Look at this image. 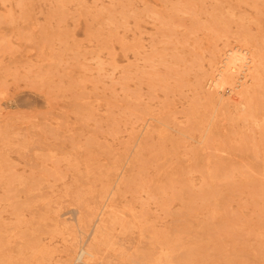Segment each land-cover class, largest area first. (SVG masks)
Instances as JSON below:
<instances>
[{
    "label": "rangeland",
    "instance_id": "374dc122",
    "mask_svg": "<svg viewBox=\"0 0 264 264\" xmlns=\"http://www.w3.org/2000/svg\"><path fill=\"white\" fill-rule=\"evenodd\" d=\"M263 55L264 0H0V264H264Z\"/></svg>",
    "mask_w": 264,
    "mask_h": 264
},
{
    "label": "bare ground",
    "instance_id": "6f19581e",
    "mask_svg": "<svg viewBox=\"0 0 264 264\" xmlns=\"http://www.w3.org/2000/svg\"><path fill=\"white\" fill-rule=\"evenodd\" d=\"M27 17H28V16H27ZM240 32H241V34L243 35L244 33H242V32H245V31L242 30V31H240ZM241 34H240V36H241ZM245 34H246V33H245ZM247 35H248V34H247ZM247 35H246V36L244 35V36L247 37ZM248 36H250V35H248ZM236 38L238 39L237 36H236ZM241 38H242V37H241ZM249 38H251V37H249ZM237 39H236V40H237ZM238 40H239V39H238ZM243 40H245V39H243ZM240 41H241V40H240ZM240 41H239V42H240ZM247 41H250V39H249V40L247 39ZM251 41H253V38L251 39ZM251 41H250V42H251ZM244 42H246V41H244ZM133 43H134V42H133ZM241 43H242V41H241ZM251 43H253V42H251ZM251 43H250V44H251ZM248 44H249V43H247V45H248ZM243 45H244V43H243ZM244 46H245V45H244ZM250 46H251V45H250ZM122 47H123V46H122ZM139 47H140V46H138V47H136V48L139 49ZM246 47L248 48V46H246ZM237 48H238V47H237ZM239 49H240V48H239ZM239 49H238V50H239ZM248 49H249V48H248ZM256 49H257V48H256ZM124 50H125V49H124ZM234 50H235V49L233 48L232 51H234ZM241 50H242V49H241ZM243 50H244V49H243ZM245 50H246V49H245ZM229 51L231 52V50H229ZM252 51H254V50H251V52H250V51H249V52L252 54ZM136 52L139 53L140 51L136 50ZM215 52H216V51H215ZM227 52H228V51H227ZM235 52H236V51H235ZM247 52H248V51H247ZM249 52H248V54H249ZM257 52H258V51H257ZM237 53L239 54V53H241V52L238 51ZM237 53H236V57H235V58L238 57V54H237ZM242 53H244V52H242ZM245 53H246V52H245ZM213 54H214V53H213ZM233 54H234V52H233ZM255 54H256V53H255ZM258 54H259V53H258ZM231 55H232V54H231ZM231 55H227V53H226V56H229V57H227V58L225 59V66H223V67L221 66L222 69H221V71H219L220 73H219L218 77L216 78V81L214 82V85L217 84V83H219V84L221 83L220 86H222V84H224V82H226V80H228V79L230 78L229 80H232L231 83H232V84L234 83L233 85L235 86L236 83H235L234 81H236V79H235L234 76H237V75L234 74V73H235L234 70L237 69L238 64H236L237 62L235 61V58H234L233 56H231ZM234 55H235V54H234ZM240 55H241V54H240ZM245 55L247 56V54H245ZM259 55H260V54H259ZM211 56H213V55H211ZM216 56H217V55H216ZM243 56H244V55H243ZM243 56H242L241 59H243V58L245 57L244 60L246 61V56H244V57H243ZM249 56H250V55H249ZM254 56H255V55H254ZM261 56H262V54H261ZM261 56H260V57H261ZM263 56H264V55H263ZM239 57H241V56H239ZM239 57H238V58H239ZM251 57H252V56H250V58H251ZM255 57H256V56H255ZM257 57L259 58L258 55H257ZM215 58H216V57L213 56V60H214ZM223 58H225V57H223ZM250 58H249V59H250ZM247 59H248V56H247ZM249 59H248V60H249ZM256 59H257V58H256ZM260 59H262V61L264 60L263 57L260 58ZM210 60H211V59H210ZM239 60H240V59H239ZM245 61H243V63H244ZM256 61H257V60H256ZM260 61H261V60H260ZM260 61H259V62H260ZM113 62H114V61H113ZM127 62H128V61H127ZM209 62H210V61H209ZM221 62H222V61H221ZM238 62H239V61H238ZM253 62L255 63V61H253ZM211 63H212V61H211ZM239 63H240V62H239ZM243 63H241V64H243ZM257 63H258V61H257ZM257 63H256V64H257ZM260 63L264 66V62H260ZM212 64H213V63H212ZM241 64H239V67H240ZM244 64L246 65V63H244ZM258 64H259V63H258ZM261 64H259V65H261ZM209 65H210V63H209ZM236 65H237V67L234 69V67H235ZM262 65H261V66H262ZM226 66H227V68H226ZM242 66H243V65H242ZM242 66H241V67H242ZM247 66H250V69H251V67H252V66L250 65V63H249V65H247ZM257 66H258V65H257ZM210 67H211V66H210ZM253 67H254L255 71H257V69L255 68V65H254ZM217 68H218V67H217ZM219 68H220V67H219ZM246 68H247V67H246ZM257 68L259 69V68H261V67L258 66ZM238 69H239V68H238ZM263 69H264V68H263ZM263 69H262V70H263ZM240 70H241V69H240ZM262 70H261V71H262ZM245 71H246V70H245ZM245 71H244V73H249V72H247L248 70H247L246 72H245ZM251 71H252V70H251ZM233 72H234V73H233ZM237 72H238V71H237ZM263 72H264V71H263ZM202 73H203V72H202ZM242 73H243V72H242ZM242 73H240V74H242ZM253 73H254V70H253ZM256 73H257V75H258V72H256ZM259 73H260V72H259ZM204 74H205V73H204ZM216 74H218V72H217ZM233 74H234V75H233ZM249 74H250V73H249ZM260 74H262V72H261ZM202 75H203V74H202ZM206 75H207V74H206ZM244 75H245V74H244ZM255 75H256V74L252 75V76H253L252 78L256 79V80H253V83H254V81L257 83V81H258L257 79H259V77H260L259 75H258L259 77H254ZM257 75H256V76H257ZM262 75H263V74H262ZM200 76H201V75H200ZM200 76H199V77H200ZM203 76H205V75H203ZM203 76H202V77H203ZM214 76H215V75H214ZM216 76H217V75H216ZM232 76H233V79H232ZM199 77H197V78H199ZM205 77H206V76H205ZM239 77H241V76H239ZM239 77H238V80H239ZM246 77H247V76H246ZM248 77H249V76H248ZM210 78H211V77H210ZM250 78H251V77H250ZM261 78H262V77H261ZM202 79H203V78H202ZM234 79H235V80H234ZM199 80L201 81L200 78H199ZM210 80H211V79H210ZM210 80H209V81H210ZM233 80H234V81H233ZM238 80H237V81H238ZM242 80H244V78H243ZM242 80H241V81H242ZM247 80H248V79H247ZM260 80H261V79H260ZM204 81H205V80H204ZM237 81H236V82H237ZM261 81H262V80H261ZM261 81H260V82H261ZM197 82H199V81H197ZM197 82H196V85H198ZM202 82H203V81H202ZM202 82H201V83H202ZM207 82H208V80H207ZM229 82H230V81H229ZM229 82H227V83H229ZM243 82H244V81H243ZM243 82H241V85H242ZM250 82H251V81H250ZM250 82H249V83H250ZM262 82H263V81H262ZM205 83H206V82H205ZM210 83H211V81H210ZM210 83H208V84H210ZM227 83H226V84H227ZM231 83H230V84H231ZM256 83H255L254 85H257V87H259L258 84H256ZM219 84H218V85H219ZM226 84H224V85H226ZM237 84H238V82H237ZM237 84H236V85H237ZM239 84H240V82H239ZM246 84H248V83L246 82ZM251 84H252V83H251ZM199 85L201 86L202 84H199ZM203 85H204V84H203ZM211 85H212V84H211ZM214 85H213V86H214ZM218 85H217V86L215 85V86L219 88ZM244 85H245V84H244ZM259 85H260V83H259ZM200 86H198V87H200ZM205 86H206V84H205ZM208 86H209V85H208ZM208 86H207V87H208ZM237 86H239V85H237ZM202 87H203V86H202ZM202 87H201V88H202ZM246 87H247V86H245V88H246ZM249 87H250V84H249ZM254 87H255V86H254ZM261 87H262V85H261ZM196 88H197V87H196ZM233 88H234V87H233ZM251 88H252V90H255V89H256V88L254 89L253 87H250V89H251ZM214 89H215V88H214ZM219 89H220V88H219ZM238 89H239V88L236 87V90H237V91L234 90L235 93H236V92L238 93V91H239ZM241 89H242V88H241ZM247 89H248V87H247ZM258 89H261V88H258ZM258 89H257V91H258ZM263 89H264V86H263ZM263 89H262V90H263ZM199 90H200V88H199ZM201 90H202V89H201ZM203 90L205 91V88H203ZM203 90H202V91H203ZM220 90H221V89H220ZM242 90H244V86H243V89H242ZM242 90H241V91H242ZM196 91H197V90H196ZM202 91H201V92H202ZM211 91H212V90H211ZM246 91H247V90H246ZM257 91H256V92H257ZM260 91H261V90H260ZM197 92L200 93V91H197ZM239 92H240V91H239ZM242 92H243V91H242ZM253 92H255V91H253ZM199 93H198V94H199ZM200 94H201V93H200ZM202 94H204V93L202 92ZM207 94H208V91H207ZM217 94H218V93H217ZM238 94H240V93H238ZM242 94H243V93H242ZM244 94H245V93H244ZM249 94H251L250 91H249ZM253 94H254V93H253ZM220 95H221V94H220ZM247 95H248V93H247ZM198 96H200V95H198ZM207 96H208V95H207ZM207 96H206V97H207ZM239 96H240V95H239ZM204 97H205V96H204ZM210 97H211V96H210ZM215 97H216V95H215ZM240 97H241V96H240ZM244 97H245V95H244ZM248 97H249V96H247V98H246V97H245V98L248 99ZM251 97H252V95H251ZM253 97H254V96H253ZM200 98H201V96H200ZM200 98H199V99H200ZM220 98H221V97H220ZM245 98H244V99H245ZM254 98H255V97H254ZM204 99H205V98H204ZM204 99H203V100H204ZM222 99H224V96L222 97ZM226 99H227V98H226ZM230 99L232 100V98H230ZM207 100H208V99L206 98V100H204V101L207 102ZM212 100H214V99H212ZM250 100H251V99H250ZM222 101H223V100H222ZM228 101H229V102H228L229 104L226 102V105H227V104H228V105L231 104V103H230L231 101L229 100V98H228ZM233 101H234V100H233ZM233 101H232V102H233ZM237 101H238V100H237ZM246 101H247V100H246ZM246 101H245V102H246ZM206 102H205V103H206ZM209 102H210V101H208V105H210ZM249 102H250V101H248V102H246V103H249ZM219 103H220V102H219ZM222 103L224 104L225 101L222 102ZM236 103H237V102H236ZM238 103H241V105H239V106H242V105L244 106V105H246V104L243 103V102H239V101H238ZM238 103H237V104H238ZM242 103H243V104H242ZM252 103H253V101H251V104H252ZM232 104H233V103H232ZM196 105H197V104H196ZM228 105H227V107H229ZM233 105H234V104H233ZM247 105H248V104H247ZM252 105H253V104H252ZM252 105H249V106H252ZM217 106H218V105H217ZM222 106H225V105H222ZM227 107H226V108H227ZM245 107H246V106H245ZM195 108H196V107H195ZM250 108H252V107H249V109H250ZM245 110H246V109H245ZM247 110H248V109H247ZM248 111H249V110H248ZM250 111H251V109H250ZM250 111H249V112H250ZM196 112H197V109H196ZM250 114H251V113H250ZM210 172H211V171H210ZM213 172L215 173L216 171L214 170ZM208 175H209V174H208ZM214 175H216V174H214ZM209 176H210V175H209ZM210 178L212 179V178H214V176H213V177L211 176ZM103 184H104V183H103ZM101 186H102V185H101ZM187 186H188V185H187ZM187 186H185V189H184V186H183L181 189H182V190L184 189V190L186 191V190H187V189H186ZM188 187H189V186H188ZM190 188H191V187H190ZM100 189H101V188H100ZM107 189H108V188H107ZM181 189H180V190H181ZM180 190H179V191H180ZM182 190L180 191V193H182ZM184 190H183V191H184ZM208 191H210V190H208ZM152 192H153V190H152ZM205 192H207V191L205 190ZM205 192H204V193H205ZM180 193H179V194H180ZM184 193H185V192H184ZM184 193H183V196L181 195V196L178 197V196L176 195L177 198H180V197H181L180 199L183 200L184 197L186 196V195L184 196ZM187 193H190V192H187ZM43 194H44V193H43ZM176 194H177V193H176ZM210 194H211V192H210ZM117 195H118V194H117ZM204 195H205V197L207 196V194H204ZM40 196H41V195H40ZM187 196H188V195H187ZM209 196H210V195H209ZM116 197H117V196H116ZM182 197H183V199H182ZM187 198H188V197H186V199H187ZM123 199H124V198H123ZM129 200H130V199H129ZM113 201H114V200H113ZM108 204H109V203H108ZM104 206H106V205H104ZM131 206H132V205H131ZM95 207H96V206H95ZM108 207H109V206H108ZM127 207H129V206H127ZM189 207H190V206H188V208H189ZM106 208H107V206L104 208L105 211H106ZM102 210H103V209H102ZM108 210H109V209H108ZM116 210H117V209H116ZM109 211L111 212V210H109ZM109 211L107 212V214L109 213ZM93 212L97 213L96 211H93ZM102 212L104 213V211H102ZM112 212H113V211H112ZM119 212H120V211H119ZM95 213H94V214H95ZM114 213H115V212H114ZM101 214H102V213H101ZM116 214H118V213L116 212L115 215H116ZM119 214H120V213H119ZM99 215H100V213H99ZM102 215H103V214H102ZM109 215L111 216V214H109ZM112 215H113V214H112ZM121 215H122V214H121ZM118 216H119V215H117V218H118ZM90 217H91V216H90ZM112 217H114V215H113ZM101 218H102V217H101ZM103 218H104V217H103ZM103 218H102V221H105V222H106L107 220H103ZM108 218H109V217H108ZM110 218H111V217H110ZM141 218H142V217H141ZM141 218L139 217V219H141ZM81 219H82V218H81ZM92 219H93V218H92ZM105 219H107L106 216H105ZM113 219H115V218H113ZM109 220H110V219H108V221H109ZM120 220H121V219H120ZM124 220H125V219H124ZM133 220H135V217H134ZM118 221H119V219H118ZM121 221H122V220H121ZM126 221H127V220H126ZM137 221H138V220H137ZM97 222H98V221H97ZM100 222H101V220H100ZM111 222H112V220H111ZM128 222H129V221H128ZM128 222H127V225L129 224ZM101 223H102V222H101ZM114 223H116V222L114 221ZM125 223H126V222H125ZM125 223H124V224H125ZM98 224H99V223H98ZM98 224H97V225H98ZM103 224H104V222H103ZM103 224H102V225H103ZM102 225H101V226H102ZM130 225H131V223H130ZM99 226H100V225H99ZM121 226H122V228H123V224H121ZM87 227H88V226H87ZM105 227H106V226L104 225L103 229H104ZM108 227H111V226H108ZM108 227H106V228H108ZM188 227H189V226H188ZM130 228H131V226H130ZM149 228H150V227H148V230L151 232V230H150ZM201 228H202V227H201ZM103 229L99 230V229L96 228V231H97V230L102 231ZM125 229H126V230L129 229V227H128V228H125ZM109 230H110V229H109ZM109 230H108V231H109ZM123 230H124V229H123ZM126 230H125V231H126ZM153 230H154V229H153ZM104 231H107V230L104 229ZM154 231H155V230H154ZM94 232H95V230H94ZM94 232H93V234H94ZM97 232H98V231H97ZM143 232H145L144 229H143ZM146 232H147V231H146ZM150 232H149V234H150ZM155 232H156V231H155ZM155 232H154V235L156 234ZM157 232H158V230H157ZM101 233H104V232H101ZM160 233H161V232H160ZM160 233H159V234H160ZM162 233H164V232H162ZM182 233H185V231L182 232ZM104 234H105L104 236H107L108 233H107V234L104 233ZM144 234H145V233H144ZM146 234H148V233H146ZM159 234H157V235H159ZM102 235H103V234H101V236H102ZM157 235H156V236H157ZM162 235H163V236H166L165 234H162ZM168 235H169V232H168ZM95 236H96V235H95ZM97 236H99V235H97ZM101 236H100V237H101ZM172 236H173V235H172ZM150 237H151V236H150ZM152 237H153V236H152ZM154 237H155V236H154ZM94 238H95V237H94ZM155 238H156V237H155ZM161 238H162V237H161ZM161 238H160V239H161ZM172 238H173V237H172ZM174 238H175V237H174ZM176 238H177V237H176ZM180 238H181V237H180ZM99 239H100V238H99ZM168 239H170V240H169V241H170V244L175 240V239H174V240L172 239V241H171V238H169V237H168ZM94 240H95V239H94ZM96 240H97V238H96ZM106 240H107V238H106ZM106 240H105V241H106ZM158 240H159V239H158ZM98 241H99V240H98ZM98 241H97V242H98ZM153 241H154V240H153ZM156 241H157V240H156ZM163 241H164V240H163ZM92 242H95V241H91L90 243H92ZM159 242L161 243L162 241H159ZM163 243H165V242H163ZM175 243H176V242H175ZM92 244H93V243H92ZM92 244H90V245L92 246ZM94 244H95V243H94ZM94 244H93V246H94ZM110 244H111V243H110ZM167 244H168V243H167ZM176 244H178V245H176V246H180L179 243H176ZM182 244H183V243H182ZM149 245H150V244H149ZM104 246H105V245H104ZM153 246H154V245H153ZM155 246H156V247H153V250H154V248H156V249H157V248L160 249V248H163V247H164V245H163V247H161V245H160V248H159V247H157V246H158L157 244H156ZM176 246H175V244H174V247H176ZM97 247H98V246H97ZM148 247H149V246H148ZM150 247H151V246H150ZM150 247H149V248H150ZM172 247H173V245H172ZM172 247H171V248H172ZM187 247H189V245H188ZM67 248L69 249V247H67ZM67 248H66V249H67ZM73 248H74V247H73ZM106 248H107V247H106ZM149 248H147V249H149ZM151 248H152V247H151ZM179 248H180V247H179ZM184 248H186V247H184ZM193 248H194V246H193ZM66 249H65V250H66ZM90 249H91V248H90ZM92 249H93V248H92ZM107 249H109V248H107ZM147 249H146V250H147ZM158 249H157V251H155V252L158 253V252H159ZM165 249H167V248H164V250H165ZM173 249L175 250V248H173ZM173 249H172V251H173ZM186 249L189 250L190 247H189V248H186ZM197 249H198V248H197ZM93 250H94V249H93ZM95 250H96V251L98 250V249H96V246H95ZM95 250L92 251V253H93V252L95 253ZM101 250H102V249H101ZM113 250H114V249H113ZM113 250H112V251H113ZM138 250H139V249H138ZM138 250H137V251H138ZM143 250H145V249H142L141 252H143ZM151 250H152V249H151ZM151 250H149V251H151ZM168 250H170V248H169ZM177 250H178V249H176L175 251H177ZM188 250H185V249H184V252H185V251L188 252ZM193 250H196V247H195L194 249L189 250L190 252H189L188 255H191L190 253H191ZM198 250H199V249H198ZM198 250H197V251H198ZM70 251H72V250H70ZM73 251H74V250H73ZM139 251H140V250H139ZM147 251H148V250H147ZM149 251H148V252H149ZM197 251H196V253H197ZM84 252H86V251H84ZM84 252H83V253H84ZM151 252H152V251H151ZM151 252H150V253H151ZM184 252H183V253H184ZM83 253H82V254H83ZM87 253H88V252H87ZM145 253H146V251H145ZM145 253H144V254H145ZM150 253H149V255L151 256L152 253H151V254H150ZM153 253H154V252H153ZM157 253H156V255H157ZM168 253H169V252H168ZM174 253H176V255H177V252H174ZM69 254H70V253H68V255H69ZM89 254H90V253H89ZM89 254H88V255H89ZM131 254H132V253H131ZM138 254L141 255L139 252H138ZM144 254H142V255H144ZM146 254H148V253H146ZM146 254H145V255H146ZM154 254H155V253H154ZM164 254H165V253H164ZM170 254H172V256H173V253H172V252H170ZM91 255H92V254H91ZM93 255H94V254H93ZM136 255H137V254H136ZM179 255H181V254H179ZM185 255H187L186 252H185ZM185 255L182 254L183 258H184ZM188 255H187V257L185 256L187 259L190 257V256H188ZM193 255H194V253H193ZM131 256H132V255H131ZM134 256H135V253H134ZM146 256H147V255H146ZM182 256H179V260L181 259ZM203 256H204V255H203ZM135 257H136V256H135ZM137 257H139V256H137ZM141 257H142V258H145V256H141ZM141 257H140V258H141ZM147 257H148V256H147ZM152 257L154 258V256H152ZM173 257H175V255H174ZM140 258H139V259H140ZM149 258L151 259V257H149ZM149 258H148V259H149ZM153 258H152V259H153ZM161 258H162V257H161ZM186 258H185V259H186ZM77 259H79V257H78ZM127 259H128V258H127ZM146 259H147V258H145L144 260H146ZM152 259L149 260V261L152 262ZM172 259H174V258H172ZM177 259H178V258H177ZM185 259H184V260H185ZM191 259L193 260L194 258H190V260H191ZM153 260H155V258H154ZM165 260H167V259H165ZM182 260H183V259H181V262H180L179 264H182V263H183ZM188 260H189V259H188ZM77 261H78V260H77ZM121 261H122V260H121ZM127 261H128V260H127ZM133 261H134V260H133ZM141 261H143V259H141ZM21 262H22V261H21ZM69 262L71 263L72 261H69ZM123 262H124V261H123ZM125 262H126V261H125ZM130 262H131V260H130ZM130 262H127V263H130ZM136 262H137V261H136ZM138 262H139V260H138ZM170 262H171V261H170ZM172 262H174V260H172ZM176 262H177V261H176ZM176 262H174V263H176ZM193 262H194V261H193ZM193 262H192V263H193ZM142 263H143V262H142ZM144 263H146V261H144ZM174 263H173V264H174ZM177 263H178V262H177ZM187 263H188V261H187ZM68 264H69V263H68ZM83 264H84V263H83ZM86 264H87V263H86ZM122 264H123V263H122ZM130 264H131V263H130ZM146 264H148V263H146ZM183 264H184V263H183ZM185 264H186V263H185ZM188 264H190V263H188Z\"/></svg>",
    "mask_w": 264,
    "mask_h": 264
}]
</instances>
